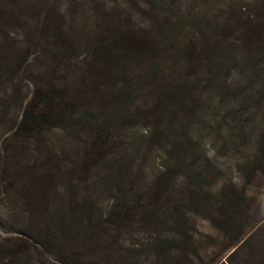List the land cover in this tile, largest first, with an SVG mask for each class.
I'll return each instance as SVG.
<instances>
[{"label": "rangeland", "instance_id": "obj_1", "mask_svg": "<svg viewBox=\"0 0 264 264\" xmlns=\"http://www.w3.org/2000/svg\"><path fill=\"white\" fill-rule=\"evenodd\" d=\"M152 10H156L159 17H155ZM115 13L130 19L142 34L150 31L149 27L154 24L165 23V42L170 39L177 51L186 47L192 50V58L197 61L184 60L177 64L171 61L161 67L160 72L179 79V84L195 82V90L184 97V104L191 113L186 115V123L198 143L196 149L200 150L199 153L196 151L195 161L206 170L208 177L204 189L208 184L218 190L235 185L238 191H247L246 207L237 227L238 232L244 231L245 235L233 247L228 248L233 235L229 239L219 234L207 219L208 214L198 215L195 211L188 214L194 247L201 250V258L190 260L189 264H264V185L252 177L251 168L264 137V42L259 59L246 65L249 51L245 47L247 41L240 34L245 25L257 27L259 22H264V0H0V156L13 144L14 132L25 118L28 106L45 101L44 93L49 87L59 89L67 85L69 92L66 96L77 108L75 112L89 107L92 111L105 108V113L104 110L100 113L104 119L114 114L109 97L116 96L122 88L121 74L117 77L120 88L104 83L100 86L102 92H81L79 89L85 88L87 83L83 73L76 70L66 72V67L75 63L77 67L81 66L87 50L85 45L91 42L95 25L104 23ZM38 21L54 25L58 32L64 31L77 55L72 58L37 55L31 48L28 34ZM221 41L229 43L230 51L220 63L213 62V46L215 49L216 42ZM80 52L82 56L77 59ZM2 67L12 71L11 77H7V72L1 74ZM147 72L145 68L126 72L125 82L131 84V88L123 91L128 94V98L123 95L126 109L112 115L110 120L113 124L121 118L133 116L135 119L126 130L116 135L118 139L140 138L143 134L155 132L156 115L143 110L154 100L151 79L145 77ZM80 77L84 81L78 79ZM60 119L44 126L43 139L32 146L42 149L43 157L31 153L33 161L41 159L42 162L51 156L59 167L48 163L42 165L41 170L54 167V171L60 170L59 176L78 166L72 183L81 189V192L76 190L78 198L83 197L105 214L115 196L110 187L100 183L106 165L102 164L92 172H79L85 132L75 120L67 124ZM176 120L182 122L183 118L180 115ZM165 122L160 126L161 134L170 121ZM161 142L163 145L155 146L153 149H157L150 153L151 156H147L148 149H142L133 165L132 180L142 181L144 170L145 183L152 185L160 165H167L171 153L168 143ZM7 178L10 181L0 188V264H58L49 250L48 235L31 213V199L19 189L17 181L14 184L13 171L7 174ZM25 181L24 178L20 180ZM138 183L144 188V181ZM63 184L66 188V176ZM58 192L55 195L52 191L50 199H62L65 192L61 186ZM48 197L49 194L45 199ZM36 237L41 242L38 249L31 245Z\"/></svg>", "mask_w": 264, "mask_h": 264}, {"label": "trees", "instance_id": "obj_2", "mask_svg": "<svg viewBox=\"0 0 264 264\" xmlns=\"http://www.w3.org/2000/svg\"><path fill=\"white\" fill-rule=\"evenodd\" d=\"M152 12L155 17H159L156 10ZM262 24L264 22H259L257 27L247 24L240 33L247 41L244 46L249 51L246 65L254 64L260 57L264 42V28L259 32L264 27ZM151 27L150 31L142 34L134 28L130 19H124L117 13L111 14L104 23L95 25L93 38L85 45L87 50L83 54L81 66L77 67L75 63L66 67V72L76 70L83 73L85 81L81 77L78 79L87 83L84 84L85 88L79 89L81 92H102L100 86L104 83H112L114 87L120 88L117 77L121 74L122 88L116 96L109 97L114 114L104 119L100 113L102 110L105 113V108L92 111L89 107L75 112L77 108L66 96L69 92L67 85L59 89L49 87L44 93L45 101L28 106L25 118L14 132L13 144L0 156V188L10 181L7 174L13 171L14 184L18 182L19 189L31 199V213L35 214L48 235L49 250L54 259L59 261L58 264H189L190 260L201 258V250L194 247V236L190 229L188 214L194 211L198 215L208 214L207 219H210L219 234L229 239L233 235L228 248L239 243L245 235L244 231L238 232L240 229L237 227L246 207L247 191H238L235 185L218 190L208 184V188L204 189L208 177L206 170L195 161L200 150L196 149L198 143L186 123V115L191 113L184 104V97L189 95V91L195 90V82L185 84L183 81L179 84V79L172 78L162 70L160 72V68L171 61L177 64L178 61L197 60L192 58L189 47L177 51L170 44V39H167L168 43L165 42V23L160 22ZM64 34L66 36L64 31L58 32L54 25L38 21L28 34V39L37 55L72 58L77 55L74 53L76 49L72 48L70 38ZM255 36L258 39L253 40ZM212 50L213 62L220 63L230 51V45L225 41L216 42V48L213 46ZM82 52L77 59L82 56ZM138 68L147 69L145 77L151 79V84H148L152 87L150 90L154 100L147 103L143 110L156 115V122L153 123L155 132L143 134L140 138L118 139L116 135L126 130L135 118H121L113 124L110 119L112 115L125 112L127 102L124 96L128 98V94L123 91L131 88V84L125 82L126 72ZM2 72H7V77H11L9 68L2 67L3 75ZM180 115L182 122L176 120ZM59 118L67 124L75 120L85 132L79 172H92L102 164L106 165L100 183L110 187L109 190L115 196L105 214L83 197L78 198L81 189L77 184H72L78 166L71 168L70 172H64V176H59L60 170H53L59 167L58 163L51 156L42 162L41 159L33 161L31 153L43 157L42 149L32 146L43 139L44 126ZM165 121L170 122H167L168 127L161 134L159 129ZM161 141L171 147L167 165H160L152 185L145 183L146 174L142 170V181L145 183L142 188L138 183L141 180L131 179L133 165L142 149H148L147 156H151L150 153L157 149H153L155 146L163 145ZM31 162L32 165L29 164ZM48 163H53L54 167L41 170L42 165ZM251 166L252 177L264 185V137ZM65 176L66 188L63 184ZM22 178L26 181L20 182ZM59 186L64 189V197L51 200V192L59 194ZM31 245L38 249L41 242L36 237Z\"/></svg>", "mask_w": 264, "mask_h": 264}]
</instances>
